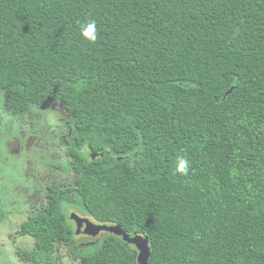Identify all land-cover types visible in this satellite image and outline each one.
Wrapping results in <instances>:
<instances>
[{
    "label": "trees",
    "instance_id": "trees-1",
    "mask_svg": "<svg viewBox=\"0 0 264 264\" xmlns=\"http://www.w3.org/2000/svg\"><path fill=\"white\" fill-rule=\"evenodd\" d=\"M0 92L67 126L72 180L20 225L28 263L55 264L59 244L138 264L108 232L75 247L71 205L143 233L148 264H264V0H0Z\"/></svg>",
    "mask_w": 264,
    "mask_h": 264
},
{
    "label": "rangeland",
    "instance_id": "rangeland-1",
    "mask_svg": "<svg viewBox=\"0 0 264 264\" xmlns=\"http://www.w3.org/2000/svg\"><path fill=\"white\" fill-rule=\"evenodd\" d=\"M4 103L5 98L0 92V239L2 230L14 239L9 240L7 263L17 264L19 258L15 254L16 250H30L34 243L30 236L17 237V229L27 214L39 205L44 187L52 181L70 182L72 172L69 171L65 145V115L60 107H33L26 113L13 114L5 109ZM83 150L87 152V148ZM65 210L73 230L76 219L88 218L94 221L74 206L66 205ZM103 236L102 232L96 237L82 235L77 241L79 245L75 247ZM6 242L7 239H3V243ZM3 258L0 255V264H6ZM55 264L81 262L65 246L58 244Z\"/></svg>",
    "mask_w": 264,
    "mask_h": 264
},
{
    "label": "water",
    "instance_id": "water-1",
    "mask_svg": "<svg viewBox=\"0 0 264 264\" xmlns=\"http://www.w3.org/2000/svg\"><path fill=\"white\" fill-rule=\"evenodd\" d=\"M232 89L233 87L226 94L230 93ZM91 157L94 158L95 154H91ZM101 232H108L120 236L124 242L133 245L137 250V263L148 264L147 260L150 251L148 238L141 232L129 234L118 224H104L88 218H79L75 220V230H73L72 236L74 239H78L82 235L95 237Z\"/></svg>",
    "mask_w": 264,
    "mask_h": 264
},
{
    "label": "flooded vegetation",
    "instance_id": "flooded-vegetation-1",
    "mask_svg": "<svg viewBox=\"0 0 264 264\" xmlns=\"http://www.w3.org/2000/svg\"><path fill=\"white\" fill-rule=\"evenodd\" d=\"M55 183V181H52L50 184H48V185H46L45 187H44V194H43V196H42V198H40V200H39V205H37L31 212H29L28 214H27V216H26V218H25V220L27 219V217L29 216V215H31V214H33L37 209H39L44 203H46L47 202V189H48V186L49 185H51V184H54ZM41 200L43 201V202H41ZM23 222V221H22ZM22 224V223H21ZM20 224V225H21ZM1 229V228H0ZM5 232H3V230H2V233H1V235H2V237H1V239H0V255L2 256V260L3 261H5V263L6 264H8L7 263V261L9 260V253H8V247H9V240H11L12 238H11V235L9 234V233H5ZM16 233H17V237L18 236H28V235H23V234H21V232H20V226H19V229H17V231H16ZM3 239H7V242H6V244L5 243H3ZM14 239H12V241H13ZM19 248V247H18ZM20 249H17L16 250V255L18 256V258H19V260H18V263L17 264H30V263H28L25 259H24V253H25V249H23V250H21V252L19 251ZM54 258H55V255H54Z\"/></svg>",
    "mask_w": 264,
    "mask_h": 264
},
{
    "label": "clouds",
    "instance_id": "clouds-1",
    "mask_svg": "<svg viewBox=\"0 0 264 264\" xmlns=\"http://www.w3.org/2000/svg\"><path fill=\"white\" fill-rule=\"evenodd\" d=\"M81 34L86 35L89 41L95 42L96 35H97L95 21L89 22L85 28L81 29ZM176 171L180 173L181 175H186L187 174V161H185L184 159L178 158Z\"/></svg>",
    "mask_w": 264,
    "mask_h": 264
}]
</instances>
